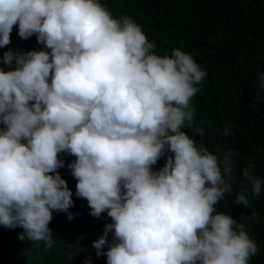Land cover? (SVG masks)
I'll return each instance as SVG.
<instances>
[{
    "label": "clouds",
    "instance_id": "clouds-1",
    "mask_svg": "<svg viewBox=\"0 0 264 264\" xmlns=\"http://www.w3.org/2000/svg\"><path fill=\"white\" fill-rule=\"evenodd\" d=\"M17 24L50 52L0 60V225L54 246L53 210L74 206L57 171L68 153L75 195L113 221L93 244L107 264H249L258 246L248 224L216 208L233 193L235 150L214 154L193 138L204 130L191 100L207 73L192 55L157 54L141 25L101 0H0V48ZM243 176L260 196L261 180ZM235 204L250 207L246 189Z\"/></svg>",
    "mask_w": 264,
    "mask_h": 264
},
{
    "label": "trees",
    "instance_id": "trees-1",
    "mask_svg": "<svg viewBox=\"0 0 264 264\" xmlns=\"http://www.w3.org/2000/svg\"><path fill=\"white\" fill-rule=\"evenodd\" d=\"M114 17H132L155 43V52L170 55L180 49L190 53L207 75L200 91L192 98L195 124L204 130L203 136L193 138L214 154L235 150L233 163L235 182L233 193L216 205L218 212L232 215L248 224V232L258 246L249 264H264V187L260 196L251 197L252 186L243 176L248 168L264 184V0H101ZM18 24L13 27L11 43L0 48V60L9 50L23 54L46 50L36 35L22 39ZM0 67L4 65L0 64ZM2 127V126H0ZM225 128L231 135L224 136ZM192 136V129H184ZM64 167L57 171L73 192L74 206L69 213L53 210L49 228L55 244L46 248L20 240L22 228L8 229L0 225V264H107V257L97 255L94 242L105 234L107 224L113 223L107 213L95 218L90 215L88 201L78 198L76 185L68 167L76 157L61 153ZM164 159L154 170L164 166ZM247 190L250 207L235 204V197ZM259 213V221L248 217ZM109 241L114 237L109 233ZM107 251V248L103 249Z\"/></svg>",
    "mask_w": 264,
    "mask_h": 264
}]
</instances>
